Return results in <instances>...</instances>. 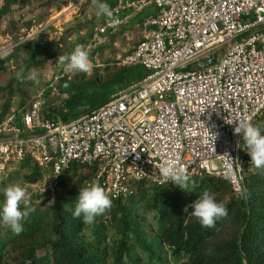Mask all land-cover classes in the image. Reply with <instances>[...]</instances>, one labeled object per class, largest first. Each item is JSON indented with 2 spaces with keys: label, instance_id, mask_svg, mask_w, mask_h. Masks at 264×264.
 <instances>
[{
  "label": "built area",
  "instance_id": "obj_1",
  "mask_svg": "<svg viewBox=\"0 0 264 264\" xmlns=\"http://www.w3.org/2000/svg\"><path fill=\"white\" fill-rule=\"evenodd\" d=\"M150 7L156 15L142 23L140 43L116 60L118 67L142 66L147 75L98 111L71 123L44 119L45 97H62L63 82L75 74L59 62L27 107L4 114L0 104V174L26 160L51 172L25 187L30 199L44 196L53 204L74 162L97 165L93 183L112 201L129 198L136 182H170L158 172L169 159L191 179L226 180L234 193L243 192L242 170L251 161L241 159L243 135L234 128L264 110V0H120L112 9L118 23L105 18L80 44L94 54L92 71L105 67L95 52L109 36Z\"/></svg>",
  "mask_w": 264,
  "mask_h": 264
},
{
  "label": "trees",
  "instance_id": "obj_2",
  "mask_svg": "<svg viewBox=\"0 0 264 264\" xmlns=\"http://www.w3.org/2000/svg\"><path fill=\"white\" fill-rule=\"evenodd\" d=\"M59 1L0 0V36L11 35L16 44L12 52L0 58V79L4 72L11 74L0 83L4 114L15 106V99L18 110L27 107L32 93L45 85L44 74L58 62V57L70 55L93 36V27L83 24L57 35L49 27L47 32L30 40L24 41L27 35L21 39V20L12 17L15 11L34 4L47 11L57 7ZM119 1L100 0L111 9ZM91 4L92 0L82 1V12ZM49 15L47 11L35 19L47 21ZM155 15L151 13L149 18ZM35 19L24 22L27 32ZM139 22L142 25L144 20ZM122 35L123 29L110 35L108 42L114 44ZM107 45L95 53H102ZM134 50L135 47L129 53ZM93 57L91 54L90 59ZM213 58L217 60L216 55ZM110 63L90 74L75 73L71 80L72 94H62L60 98L47 95L42 107L44 119L71 123L91 115L105 106L115 92L139 83L147 75L142 66L118 67L116 60L113 65ZM32 70L37 72L38 83L27 80L22 83L17 79V73L27 75ZM251 123L259 126L264 135V110ZM244 143L242 139L241 159L249 162L251 156ZM16 171L17 175L22 174V186L40 183L51 173L31 160L18 164ZM97 172V165L72 163L58 181L53 204L44 196L31 197L30 207L35 210L20 221L23 230L19 235L0 215V264H146L142 255L147 264H264V168L251 164L243 167L241 194L234 193L230 182L221 179L194 178L186 190L172 181L164 185L136 182L129 198L112 201L109 210L96 216L92 224H85L82 216L75 218L73 213L80 189L92 184ZM205 191L213 194L218 203H224L228 211L227 217L217 219L214 227L202 226L191 215L190 205ZM4 200L0 190V209Z\"/></svg>",
  "mask_w": 264,
  "mask_h": 264
},
{
  "label": "clouds",
  "instance_id": "obj_3",
  "mask_svg": "<svg viewBox=\"0 0 264 264\" xmlns=\"http://www.w3.org/2000/svg\"><path fill=\"white\" fill-rule=\"evenodd\" d=\"M92 3L97 8L96 15L98 17L105 16L112 26L118 23L107 3H102L100 0H92ZM57 61L59 64L64 65V71L68 73H90L93 69L89 51L80 45L70 55H60ZM17 79L22 83L26 80L39 82L36 70H32L27 75L19 72L17 73ZM236 122L234 134L243 135L244 144L247 146L248 153L251 156V165L258 169L264 168V135L261 134L260 127L253 125L247 119H241ZM158 170L162 178L170 179L172 183H175L181 189L186 190L189 187L191 177L178 160L169 159L162 163ZM4 197L5 200L2 209H0V215H2L3 221L12 228L14 233L19 235L23 230L20 221L29 215L30 211L35 209L30 207V197H28L26 189L20 185L7 186L4 189ZM77 200L73 216L75 218L82 216L85 224H92L96 216L102 215L112 206V200L105 189L96 183L80 189ZM21 205H23V210H21ZM190 207L193 209L191 215L197 218L204 227H214L217 219L228 215L225 204L218 203L215 196L207 191ZM185 211L187 212V208Z\"/></svg>",
  "mask_w": 264,
  "mask_h": 264
},
{
  "label": "rangeland",
  "instance_id": "obj_4",
  "mask_svg": "<svg viewBox=\"0 0 264 264\" xmlns=\"http://www.w3.org/2000/svg\"><path fill=\"white\" fill-rule=\"evenodd\" d=\"M82 1L84 2L85 0H82ZM82 1H77V0L59 1L58 3H56L57 7H54L51 10H47L50 13L49 18L47 21H42V22H37L36 19H38L40 14L47 12V11L40 9L39 4H34L33 6L25 10H22V11H18V10L15 11V14L12 17L15 20H21L19 24L20 27H22L20 31L21 39H24L26 35L28 37H32L34 33H32L31 30H34L35 33L38 32L40 30V27H39L40 25L47 26L48 24H51L50 27L54 28L55 35L61 34L64 32L65 33L69 32L72 27H76V26L83 25V24H88L90 27H93V29H95L96 27H99L102 24L103 16L98 17L96 15L97 8L96 6L93 5V3L85 9V12H82V8H83ZM59 6L61 7V10L58 9ZM142 16L143 15L140 13L136 18H134L133 21L130 22V24L132 23L133 25L139 28L140 26L139 21ZM32 19H35L34 26L27 32V29L23 26L24 22H27ZM49 32H52V30ZM51 35L52 34L50 33L47 36L49 37ZM138 37H139L138 31L132 30L129 32L128 38L125 35L118 36L115 40L117 45H115V43L112 44V43L107 42V44L109 45H107V47L102 51V53L99 54V59L103 62V64H105L106 62L107 63L111 62L110 64L113 65L112 62L114 60H117L119 56H122L125 53H128L133 49L134 45L139 40ZM75 38L76 36L72 37L73 40ZM11 45L12 46L15 45V41L13 40V37L11 35L0 36V51L3 49L4 51L8 50V48H10ZM104 46H106V44ZM10 52L12 51H7L2 56H0V58L9 54ZM46 71H48V69ZM46 74L47 73L44 74V79L46 78ZM10 77H11L10 73L4 72L0 79V83H4ZM42 82L45 83V80ZM35 95L36 93L33 92L31 95V100L33 99ZM17 103H18V99H15V107H17ZM17 169H18V165H14L7 172L0 174V190L3 191V193H4V189L9 185H20V186L23 185L22 174L17 175L16 174ZM2 182H4V185H1ZM27 186L28 185L22 186V187L25 188ZM147 217H148V220L150 221L151 217L150 216H147ZM150 224H152L154 228L157 227L153 220L150 221ZM90 234H91V231H89L88 235ZM140 254H142L141 251H140ZM142 258H143L144 263L147 264V260H146L147 258H145L144 255H142Z\"/></svg>",
  "mask_w": 264,
  "mask_h": 264
},
{
  "label": "crops",
  "instance_id": "obj_5",
  "mask_svg": "<svg viewBox=\"0 0 264 264\" xmlns=\"http://www.w3.org/2000/svg\"><path fill=\"white\" fill-rule=\"evenodd\" d=\"M156 11H157V10H156L155 7H150V8H148V9L144 10V11L141 13L143 16L141 17L140 20H146V19H148V18H149V14H151V13L154 14V13H156ZM139 14H140V13H139ZM139 14H138V15H139ZM138 15H137V16H138ZM137 16H135L134 18H136ZM134 18H132V19L129 21V23H128L125 27L121 28L119 32H121V30L123 29V30H124V35L127 36V38H128V34H129L130 31H132V30H137L138 33H139V37H138L139 40H138L136 46H134V47L136 48L137 45L139 44V42H140L141 39H142V35H141V32H142V25L140 24V26H139V28H138L137 26L133 25L132 23L130 24V22L133 21ZM124 35H123V36H124ZM115 45H117V43H115ZM134 47H133V48H134ZM128 50H129V49H128Z\"/></svg>",
  "mask_w": 264,
  "mask_h": 264
},
{
  "label": "water",
  "instance_id": "obj_6",
  "mask_svg": "<svg viewBox=\"0 0 264 264\" xmlns=\"http://www.w3.org/2000/svg\"><path fill=\"white\" fill-rule=\"evenodd\" d=\"M61 90H62V92L64 93V94H72L73 93V90H74V84L73 83H71V82H67V81H65V82H63V84H62V88H61Z\"/></svg>",
  "mask_w": 264,
  "mask_h": 264
}]
</instances>
